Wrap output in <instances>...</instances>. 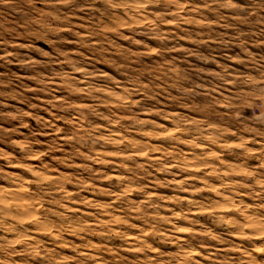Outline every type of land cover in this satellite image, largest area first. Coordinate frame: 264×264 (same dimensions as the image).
Wrapping results in <instances>:
<instances>
[{"label":"clouds","instance_id":"obj_1","mask_svg":"<svg viewBox=\"0 0 264 264\" xmlns=\"http://www.w3.org/2000/svg\"><path fill=\"white\" fill-rule=\"evenodd\" d=\"M0 264H264V0H0Z\"/></svg>","mask_w":264,"mask_h":264}]
</instances>
